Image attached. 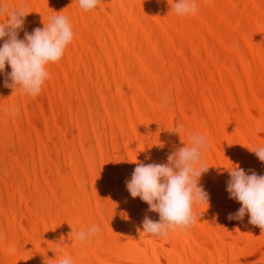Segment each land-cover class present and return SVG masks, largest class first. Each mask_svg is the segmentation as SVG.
I'll return each instance as SVG.
<instances>
[{"label":"bare ground","instance_id":"bare-ground-1","mask_svg":"<svg viewBox=\"0 0 264 264\" xmlns=\"http://www.w3.org/2000/svg\"><path fill=\"white\" fill-rule=\"evenodd\" d=\"M22 2L20 39L58 14L74 38L36 97L4 86L9 65L0 73V264L63 253L73 264H264V232L248 214L228 219L242 205L227 191L233 165L264 175L251 151L264 145V0H196L185 17L175 0H100L88 12L79 0H0ZM193 133L207 138L209 202L191 228L151 237L144 217L159 214L126 180L138 163L167 164ZM93 224L90 241L71 234Z\"/></svg>","mask_w":264,"mask_h":264},{"label":"clouds","instance_id":"clouds-1","mask_svg":"<svg viewBox=\"0 0 264 264\" xmlns=\"http://www.w3.org/2000/svg\"><path fill=\"white\" fill-rule=\"evenodd\" d=\"M99 3L100 0H79V7L88 12L96 9ZM171 8L177 16L185 17L194 15L198 5L196 0H175ZM27 14L26 3L15 6L0 4V15L8 17L6 23H0V40H3L0 73H4L6 65H9L11 72L6 74L4 86L12 88L13 94L20 91L36 97L50 77L48 66L63 58L74 32L69 18L58 14L50 17L43 28L37 27L31 33L24 31V38L20 39L19 32L24 30ZM164 103H167L166 99ZM6 112L15 117L19 115L20 108L13 105ZM261 128V125H256L254 132L260 133ZM189 142V146L170 153L167 164L138 163L131 178L126 180L130 195L146 202L148 211L159 214L158 222L147 215L144 217L143 233L151 237L164 239L170 232L191 228L197 220L194 206L209 202V193L199 184L200 177L209 169L203 162L207 138L193 133L189 135ZM251 151L264 162V145ZM228 172L227 191L230 198L242 205L237 212L229 213L228 219L242 220L248 214L249 223L264 232V175L257 174L254 169L246 172L239 165H233ZM100 232L101 227L93 224L86 231L73 229L71 234L75 240L84 242L92 240ZM55 259L57 264H73V258L67 253L56 255Z\"/></svg>","mask_w":264,"mask_h":264}]
</instances>
